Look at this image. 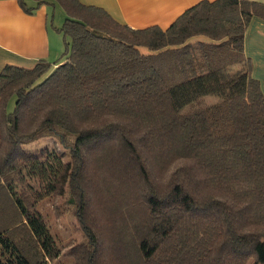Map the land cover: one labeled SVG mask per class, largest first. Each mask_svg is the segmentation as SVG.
<instances>
[{
    "label": "trees",
    "instance_id": "16d2710c",
    "mask_svg": "<svg viewBox=\"0 0 264 264\" xmlns=\"http://www.w3.org/2000/svg\"><path fill=\"white\" fill-rule=\"evenodd\" d=\"M32 1L17 0L65 12L64 51L0 72V264L61 255L16 191L28 183L75 220L73 264H264V97L243 51L264 3L203 0L133 30L78 0ZM40 139L54 148L27 149Z\"/></svg>",
    "mask_w": 264,
    "mask_h": 264
},
{
    "label": "crops",
    "instance_id": "0c3cea01",
    "mask_svg": "<svg viewBox=\"0 0 264 264\" xmlns=\"http://www.w3.org/2000/svg\"><path fill=\"white\" fill-rule=\"evenodd\" d=\"M203 0H78L85 6L105 11L116 22L133 30L156 26L166 30L188 8ZM214 1V0H206ZM264 3V0H249ZM27 6H35L26 0ZM50 5L25 13L17 0H0V72L7 66L30 69L44 60L54 63L63 51L61 34L49 25ZM205 37L190 42H208ZM141 53H148L139 49ZM243 51L252 64L251 76L260 84L264 97V20L253 17L244 35Z\"/></svg>",
    "mask_w": 264,
    "mask_h": 264
},
{
    "label": "rangeland",
    "instance_id": "374dc122",
    "mask_svg": "<svg viewBox=\"0 0 264 264\" xmlns=\"http://www.w3.org/2000/svg\"><path fill=\"white\" fill-rule=\"evenodd\" d=\"M50 12L49 25L52 27L60 28L65 20V12L58 5L55 4L48 7ZM62 37V35H61ZM63 42V37H62ZM63 51H64V42H63ZM216 99L213 97H208L205 99V103L214 104ZM14 106V100H11L8 105V110L11 111ZM42 147L54 148V144L50 140L40 139L33 143H30L27 146V149L36 150ZM30 186H21L17 185V193L28 195L35 202V209L40 213L46 227L49 229L51 235L53 236L57 248H59L61 255L58 259L51 262L52 264H73V260L69 257L67 253L68 245L71 244V241L76 242L81 241V236L75 224V220L70 214H67L61 218H57L53 210V201L51 197H44L39 199L34 193L38 190L37 186H33V183H28ZM38 193V191H37Z\"/></svg>",
    "mask_w": 264,
    "mask_h": 264
}]
</instances>
